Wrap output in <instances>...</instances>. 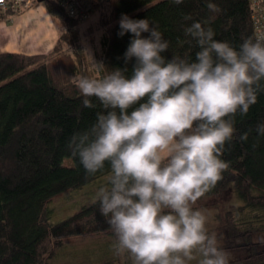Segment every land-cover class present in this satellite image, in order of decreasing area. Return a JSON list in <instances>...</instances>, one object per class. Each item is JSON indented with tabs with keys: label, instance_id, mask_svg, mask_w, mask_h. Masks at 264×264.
<instances>
[{
	"label": "clouds",
	"instance_id": "obj_1",
	"mask_svg": "<svg viewBox=\"0 0 264 264\" xmlns=\"http://www.w3.org/2000/svg\"><path fill=\"white\" fill-rule=\"evenodd\" d=\"M205 4L221 12L214 0ZM211 19L184 17V43L196 49L186 56L167 54L170 42L158 24L121 14L117 35L131 34L123 54L131 70L109 69L85 51L102 75L72 78L83 106L95 107V97L101 111L67 148L87 175H104L91 202L128 264H232L198 201L229 167L222 156L235 138L236 116H246L264 93V35L218 40ZM256 132L264 136V122Z\"/></svg>",
	"mask_w": 264,
	"mask_h": 264
},
{
	"label": "trees",
	"instance_id": "obj_2",
	"mask_svg": "<svg viewBox=\"0 0 264 264\" xmlns=\"http://www.w3.org/2000/svg\"><path fill=\"white\" fill-rule=\"evenodd\" d=\"M36 2H39L37 0ZM221 12L209 13L205 0H110L100 5L87 23L69 18L59 4L44 2L60 34L45 54L0 53V264H46L70 237L108 232L106 220L93 203L58 223L49 220L48 203L60 194L94 184L103 174L89 176L67 148L74 132L95 121L101 106L86 108L73 84L77 75L99 78L92 67L89 42L101 33L94 59L107 68H125L123 54L131 34L117 35L121 14L148 18L170 42L168 55L194 56L184 43V20L211 19L216 39L239 44L255 36L249 0H214ZM96 15V19L95 16ZM0 16H2L0 14ZM94 22V24L92 23ZM147 35V34H144ZM105 73L107 71L104 70ZM264 93L246 116H236L234 140L222 158L229 167L204 198L218 205L222 245L235 252L232 264H264ZM247 133L241 141L240 135ZM72 165H65V160ZM199 200V201H200ZM224 207V208H223ZM216 209V210H217Z\"/></svg>",
	"mask_w": 264,
	"mask_h": 264
},
{
	"label": "rangeland",
	"instance_id": "obj_3",
	"mask_svg": "<svg viewBox=\"0 0 264 264\" xmlns=\"http://www.w3.org/2000/svg\"><path fill=\"white\" fill-rule=\"evenodd\" d=\"M30 12L34 13L32 15H27L28 17L22 18L23 15ZM49 14L45 3L36 2L33 8L27 12L19 15H12L13 17L10 16L5 19L6 22L4 23L8 28L0 29V33L3 34V39L0 41L4 42L0 45V53L11 52L33 55L50 52L54 42L44 44V41H41V37L47 33L53 32V41H55L56 35L60 34V28L55 19L51 15L49 16ZM94 17L96 19V15ZM92 19L90 18L89 20ZM92 23L94 24V22ZM100 36V32L95 34L94 42H89V46L92 50L90 53L92 57H94L93 45H95L96 48L100 47ZM72 164V160H65V165L68 166ZM103 182L104 177L90 186L73 189L53 198L47 206L50 212V222L58 223L92 204L91 201L94 191L98 186L102 185ZM206 200L207 199L204 198L198 201V206L209 210L211 213L209 228L218 232V221H215V215L217 213L219 214L220 210L217 209L218 205L216 204L213 208H210L212 207L210 204L214 202ZM230 252L233 259L235 252ZM46 264H128V261H126L124 257L116 255L112 248L110 234L104 233L82 237H70L65 240L64 246L57 251Z\"/></svg>",
	"mask_w": 264,
	"mask_h": 264
},
{
	"label": "built area",
	"instance_id": "obj_4",
	"mask_svg": "<svg viewBox=\"0 0 264 264\" xmlns=\"http://www.w3.org/2000/svg\"><path fill=\"white\" fill-rule=\"evenodd\" d=\"M37 0H0L2 16L22 14L35 5ZM59 4L69 18L85 23L98 6L110 0H52ZM255 36L264 35V0H249Z\"/></svg>",
	"mask_w": 264,
	"mask_h": 264
},
{
	"label": "crops",
	"instance_id": "obj_5",
	"mask_svg": "<svg viewBox=\"0 0 264 264\" xmlns=\"http://www.w3.org/2000/svg\"><path fill=\"white\" fill-rule=\"evenodd\" d=\"M27 12V11H26ZM25 13V12H24ZM34 12H30V13H26L25 15H23V17L22 18H24V17H28L27 15H32ZM10 16H12V15H10ZM9 15L8 16H0V29L2 30V29H5V28H8V26L4 23V22H6V20L5 19H7L8 17H10ZM45 16V15H44ZM49 16H50V14H49ZM13 17V16H12ZM18 17H20V16H18ZM47 21V20H46ZM47 33V32H46ZM58 37H59V35H56V37H55V41H53V38H54V35H53V32H50L49 34L47 33V34H45V35H43L41 38H42V40L41 41H44V44L45 43H51V42H54V45H55V43L57 42V40H58ZM3 39V34L2 33H0V40H2ZM4 42H2V41H0V45L1 44H3ZM54 45H53V47H54ZM53 47H52V49H53ZM51 49V50H52ZM44 54V53H43Z\"/></svg>",
	"mask_w": 264,
	"mask_h": 264
},
{
	"label": "water",
	"instance_id": "obj_6",
	"mask_svg": "<svg viewBox=\"0 0 264 264\" xmlns=\"http://www.w3.org/2000/svg\"><path fill=\"white\" fill-rule=\"evenodd\" d=\"M48 0H39V3L47 2Z\"/></svg>",
	"mask_w": 264,
	"mask_h": 264
}]
</instances>
